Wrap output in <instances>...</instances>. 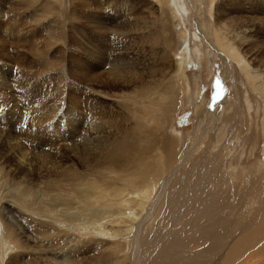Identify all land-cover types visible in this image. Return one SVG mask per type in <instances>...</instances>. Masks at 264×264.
Returning a JSON list of instances; mask_svg holds the SVG:
<instances>
[{
  "label": "bare ground",
  "instance_id": "obj_1",
  "mask_svg": "<svg viewBox=\"0 0 264 264\" xmlns=\"http://www.w3.org/2000/svg\"><path fill=\"white\" fill-rule=\"evenodd\" d=\"M146 1L150 4H141V11L140 0L108 6L111 10L105 21L93 4L75 7L86 8L83 18L97 30L115 33L110 40L101 37L103 44L109 42L106 49L90 56L115 77L112 90L133 89L134 94L126 91L121 98V128L113 131L109 125L107 130H94V138L81 136L79 143L92 158L90 162L83 159L91 179L79 185L78 175L62 186L55 181L41 184L45 188L40 190H49L45 216L30 207L37 192L26 181L9 187L5 167L0 165V183L4 184L0 194L8 197L4 192L10 189L13 195L7 205L0 202V264H7L18 252L20 244L14 245L10 234L26 237L33 228L44 226L45 264H264V149L260 146L264 142V49L258 46L264 42L248 36L254 27L239 23L233 8L243 2L260 7L264 3ZM203 2L211 3L206 26L193 33L179 31L175 16L179 23L189 22L190 5ZM155 8L158 17H154ZM56 10L60 16L61 10ZM158 30L162 40L155 33ZM83 33L79 34L82 39L88 35ZM135 34L157 46L165 62L174 55L175 71L151 69L145 76L134 50L128 52L127 38L132 40ZM191 43L196 46L192 48ZM210 45L218 55L222 51L229 57L230 62L225 58L229 67L233 62L239 65L246 88L243 107L225 113L229 116L223 140L222 128L217 131L216 126L224 115L216 116L217 111L206 107L199 108L192 131L183 134L173 128L187 92L192 93L185 65L195 61L201 69L212 70L217 62L213 51H206ZM231 68L222 70L223 82L233 76ZM228 132L230 143L225 144ZM234 141L243 149L233 155L228 146ZM226 247L229 251L223 256Z\"/></svg>",
  "mask_w": 264,
  "mask_h": 264
},
{
  "label": "rangeland",
  "instance_id": "obj_2",
  "mask_svg": "<svg viewBox=\"0 0 264 264\" xmlns=\"http://www.w3.org/2000/svg\"><path fill=\"white\" fill-rule=\"evenodd\" d=\"M125 1L133 3L132 0H0V165L5 167L4 176L9 187L26 181V185L37 192L30 205L35 214L45 216V197L49 190H40L41 186L44 187V184L41 185L43 182L55 181L62 186L80 175L76 183L82 185L91 179L90 173L83 166V159L90 162L92 158L87 156L88 150L79 143L80 139L94 138V130L97 128L103 131L109 125L114 126L113 131L121 128V105L124 104L121 98L128 92L127 95L134 94V90H112L110 84L116 80L115 77L105 65L90 56L106 49L108 41L103 44L100 42L101 37L110 40L115 33L111 30H97L94 23H87L83 18L86 8L82 10L75 7H82L84 3L93 4L105 21L109 17V7ZM260 2L264 3V0ZM141 4L150 2L140 0V4L137 3L139 11L142 9ZM209 5L205 2L190 5L189 22L179 23L175 16L179 31L185 29L193 33L199 26L204 28V22L208 20ZM233 8L237 11L236 20L239 23L248 28L254 27V31L248 33V36L264 42V7L255 2H243L242 5H233ZM56 9L61 10L60 16ZM153 11L154 17H158V10L155 8ZM210 19L213 20V17ZM84 31L88 35L86 38L83 35L82 39L80 33L84 34ZM155 33L160 40L163 39L161 30ZM144 37L135 34L131 36L132 40L127 38L126 43L130 45L128 52L134 50L136 59L145 68V76H148L151 69L175 71L177 62L174 55L165 62L159 48L151 45L148 38ZM195 46V43H191L192 48ZM210 46L206 51H213L215 56H211L217 62L212 70L201 69L195 61H188L185 65V76L191 83L192 93L189 95L187 92L188 97L186 95L173 128L183 134L192 131L198 123V115L201 113H198L199 108L206 107L210 111H217L216 116L219 113L221 117L224 115L216 126L217 131L222 128L220 133L223 140V127L228 123L229 116L225 113L230 114L231 108L243 107L246 88L242 87L239 77L242 69L239 65L233 62L232 69L225 61L227 57L230 62L229 57H224L225 53L222 51L218 55L216 49ZM258 46L263 47L259 49H264V43ZM249 48L250 46L246 50ZM249 55L252 56L250 53ZM253 65L257 64L253 62ZM230 68L233 76L228 83L223 82L222 70L231 71ZM156 76L159 79L158 73ZM149 80L152 81L150 78ZM223 100H226L225 106L222 105ZM250 105L253 106L251 103ZM108 121L114 122L109 124ZM228 135L229 132L225 144L230 143ZM260 146L264 149V142ZM79 148L83 149L82 152ZM228 149L231 154H238L242 152L243 145L234 141ZM80 152L87 153L81 157ZM256 155L258 157L257 153ZM67 168H70L69 173L64 175ZM0 190H4L2 182ZM58 191L51 192L59 193ZM4 193L8 197L0 194V202L5 206L13 195L10 189ZM26 237L22 235L19 238L16 234H10V241L14 245H20L17 254L12 255L7 264H45V226L33 228ZM229 247H226L223 256L227 254Z\"/></svg>",
  "mask_w": 264,
  "mask_h": 264
}]
</instances>
